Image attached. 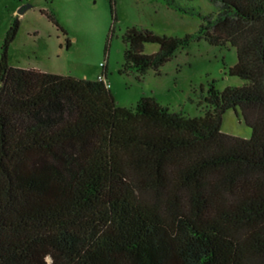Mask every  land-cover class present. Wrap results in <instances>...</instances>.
I'll list each match as a JSON object with an SVG mask.
<instances>
[{"label": "trees", "instance_id": "trees-1", "mask_svg": "<svg viewBox=\"0 0 264 264\" xmlns=\"http://www.w3.org/2000/svg\"><path fill=\"white\" fill-rule=\"evenodd\" d=\"M209 1L195 34L123 36L124 70L140 74L195 37L235 48L228 73L245 83L211 82L199 117L10 65L12 22L0 48V264H264V0ZM230 109L250 138L221 131Z\"/></svg>", "mask_w": 264, "mask_h": 264}, {"label": "rangeland", "instance_id": "rangeland-1", "mask_svg": "<svg viewBox=\"0 0 264 264\" xmlns=\"http://www.w3.org/2000/svg\"><path fill=\"white\" fill-rule=\"evenodd\" d=\"M109 4V0H0V48L17 19L10 65L89 80L104 69L119 106L153 97L190 117L203 116L208 108L205 98L211 82L219 91L245 83L228 73L237 62L233 46L212 45L198 37L158 69L143 74L124 70L123 36L128 28L179 38L195 34L201 17L215 13L209 0H114V19ZM23 7L27 8L19 14ZM158 50L154 43L143 47L144 54ZM221 131L245 139L252 133L232 109L223 114Z\"/></svg>", "mask_w": 264, "mask_h": 264}, {"label": "built area", "instance_id": "built-area-1", "mask_svg": "<svg viewBox=\"0 0 264 264\" xmlns=\"http://www.w3.org/2000/svg\"><path fill=\"white\" fill-rule=\"evenodd\" d=\"M100 66L102 68H104V64L100 63ZM96 80L102 82L107 88L110 87V83L107 79V75H106V72L104 71V69L100 74L97 75Z\"/></svg>", "mask_w": 264, "mask_h": 264}, {"label": "water", "instance_id": "water-1", "mask_svg": "<svg viewBox=\"0 0 264 264\" xmlns=\"http://www.w3.org/2000/svg\"><path fill=\"white\" fill-rule=\"evenodd\" d=\"M26 8H27V7H23L22 9H20V10L18 11V13H19V14L23 13V11H24Z\"/></svg>", "mask_w": 264, "mask_h": 264}, {"label": "crops", "instance_id": "crops-1", "mask_svg": "<svg viewBox=\"0 0 264 264\" xmlns=\"http://www.w3.org/2000/svg\"><path fill=\"white\" fill-rule=\"evenodd\" d=\"M37 69V68H36ZM38 70H40V69H38ZM42 71V70H41Z\"/></svg>", "mask_w": 264, "mask_h": 264}]
</instances>
